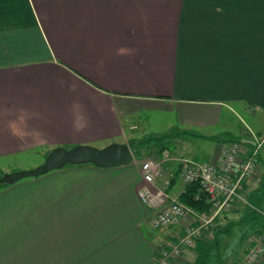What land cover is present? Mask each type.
<instances>
[{
    "label": "crops",
    "instance_id": "crops-1",
    "mask_svg": "<svg viewBox=\"0 0 264 264\" xmlns=\"http://www.w3.org/2000/svg\"><path fill=\"white\" fill-rule=\"evenodd\" d=\"M143 112L151 119L174 113L184 127L177 129L206 136L247 135L248 119L264 114V0H0V161L45 157L56 147L129 144L148 135L135 133ZM234 117L240 131L230 129ZM212 127L218 133L204 134ZM186 138H175L166 151L172 176L180 158L196 159ZM140 160L110 168L65 166L53 177L38 176V197L1 185L0 264H159L160 248L171 242L145 236L151 218L138 194ZM261 161L262 181V153ZM80 166L129 176L130 191L97 194ZM67 175L79 178L78 185L65 188ZM81 181L86 189L79 191ZM182 181L179 176L168 191L171 197L179 199ZM246 208L235 209L209 242L214 245ZM239 226L233 242L231 233L220 236L222 264H252L249 250L255 241L264 246V232ZM196 245L195 255L188 249L175 264H194ZM260 257L256 264H264V253Z\"/></svg>",
    "mask_w": 264,
    "mask_h": 264
},
{
    "label": "rangeland",
    "instance_id": "rangeland-1",
    "mask_svg": "<svg viewBox=\"0 0 264 264\" xmlns=\"http://www.w3.org/2000/svg\"><path fill=\"white\" fill-rule=\"evenodd\" d=\"M152 115L154 116V117L152 116L154 119H151V117L144 116V112H143L142 116L140 118L139 117L135 118V121L140 125L139 130L135 131V133L137 135L141 136V135H145V134H148V135L161 134L163 132H167L171 128H174V129H177V128L183 129L184 128L183 125L181 124V122L178 120L177 115L174 113L162 115V112H156ZM234 119L236 120V123H235L236 126L231 125L230 129L232 131L233 129L237 128V131H240V129L242 128V124L239 125L240 122H239V120H237L236 117H234ZM243 119H245V121L247 122L246 117H244ZM248 120H249V122H247V124L250 127H252L251 128L252 131L255 130L257 137L260 138V140H262V142H263L261 153H262V156L264 157V131L259 132V130L264 129V114H262V116H259V118H255L253 120V123H251L250 119H248ZM213 128H215V127L207 128L206 131L203 130L204 134H206V133L207 134L218 133V127H216L214 130H212ZM251 129L247 128V131L252 136L253 132L250 131ZM256 131H258V132H256ZM246 136H247L246 134L245 135H239V137L243 140H247ZM186 140L190 141L191 142L190 144H192V145H189V148H187V151H189L191 158H196L199 161L211 160L210 156H213V153L215 150V144H216L215 140H206V139L196 138V137L195 138L187 137ZM168 144L170 145V147H174L173 140L170 141ZM197 145H198V147H197ZM68 149H70V148H68ZM155 149H157V146L155 143L141 148L140 153L144 157L141 158L139 164L141 165V163L143 161H146V160H152V159L157 160L158 156H154L155 155V151H154ZM20 157L21 158H19V156H18L16 158H14V159L12 158L8 161H6V160L0 161V177H2L6 173H15L18 171L32 170V169L36 168L37 166L41 165L45 161V158H46V156L45 157L44 156L43 157L42 156L37 157L34 155L33 156H26V157L20 156ZM137 159H139V158H137ZM167 163H168V161L163 165L164 176L157 180L156 185L154 187H152V185H150V184L147 185V187H149V188H158L159 187L160 189L167 192L168 183L172 177L171 174L173 173V172H171V173L169 172L168 168L170 165L168 164V166H167ZM82 165H89V164H82ZM8 166L10 168H12V171L2 173L1 168L2 167H8ZM67 167L70 168V167H75V166L67 165L66 169H68ZM85 167H87V166H85ZM85 167L80 166L79 168H81L82 170L78 169L77 171L82 172L84 170L85 174H82L83 176H86L84 178H86L87 181H89L90 183H92V182L96 183L95 192L97 194L104 193V192L108 194V191H130L129 190V188H130L129 184L131 182V177H129V176L125 177L123 175L121 176L120 173H117L119 175L108 176L106 174V176H105L104 172L107 170H104V172L99 171V170L91 171L88 169L86 170ZM262 168L263 167H262L261 161H260L256 171L254 172V174L251 177L252 180L250 182H248V180L246 181L244 189L242 191H240V196L232 203V205L229 208L222 210V211H219L217 214H214L215 212L211 211L208 213L209 215L205 216V217L189 215V216L183 218L179 223L172 225V226H176L174 231H176L177 228H180V229L182 228V231H180V235L175 236V237L179 236L177 238V242L184 237H189L190 239H193L195 242H193V244L191 243L189 245L183 244L181 247L182 251H181L180 256L173 258L171 260V264H173V263L175 264L176 262H178L184 256V253L188 249H192L193 251H191V253H193V255H195L194 246L196 245V239L202 238L204 235L209 236V234H212V232L214 230H217V228H219V226L222 224V222H224L225 220H230L231 218L235 217L232 214V212L235 211V209H237L239 207L243 208L244 206H246L248 204L250 193L253 191H257L258 189H261ZM141 172H142V170H141ZM61 173H64V172H61ZM86 173H87V175H86ZM111 173H115V172H111ZM58 174H60L59 170H56V171L54 170L53 172H50L49 174H46L45 176L46 177H53V176L58 175ZM42 176H44V175H42ZM103 176H105V177H103ZM142 176H143V174H142ZM33 179L36 180V183H33L34 185L29 183ZM38 179H40V178L39 177H27V178H24V179H22L16 183H14V185L10 184L9 186L4 187V188H9V191H36L34 194H31L30 196H28V193H26V192H23V193H26V195L28 197H38V192H39L37 190V186L39 187L38 182H37ZM78 179L75 180V175L71 176V177L67 175V177H64V179H62L61 184L64 185L65 188L68 185H69V187L70 186L75 187V185L76 186L78 185ZM143 179H144V177H143ZM160 181H163V182L161 185H158ZM59 182H60V180H59ZM179 184H181V182ZM1 185L2 184H0V188L2 187ZM97 185L100 186L99 191H98ZM30 186H35L36 188L34 187L33 190L32 189L31 190L24 189V188H28ZM82 186H83V189L85 190L86 189V183L81 181L79 186H78L79 191H81ZM246 188L248 190H246ZM250 188H252V191H249V190H251ZM15 189H17V190H15ZM180 189H181L180 185H177L175 187V191H178ZM0 191H2V189ZM90 191H92L91 188H90ZM262 192L263 191L260 190L259 193H262ZM91 197L94 198L95 196H91ZM171 199L172 198H170V200ZM154 215H155V212L150 211L149 217L153 218ZM212 215H215V218L212 219ZM172 226H169L166 228H155L151 222H147V228L145 229L144 233H145L146 238L150 239L151 241H153V237H155V238L158 237L159 239H162V241L172 243V241H173L172 238L174 237V231H172L170 229ZM244 228H243V230H245ZM237 230H241V227L239 225L234 226V231L231 233L232 234L231 235V238H232L231 242H233V236L236 235ZM187 235H191V236H187ZM166 242H164L163 246H161V247H164V245L167 244ZM174 243H176V242H174ZM231 244H233V243L228 242L225 249L227 250ZM256 244H258L257 241H255L254 245H256ZM258 246H260L262 248V252L256 259H254V261H253L254 263L251 262L252 264H256V261L258 262L259 259L261 258L260 256L264 253V246L260 242H259ZM161 249L162 248H160V250ZM224 254H225V252L222 251L221 252L222 261L224 259L223 258ZM225 259L229 263L227 257ZM213 262H214V264H218V262L216 260H214ZM223 264H225V263H223Z\"/></svg>",
    "mask_w": 264,
    "mask_h": 264
},
{
    "label": "built area",
    "instance_id": "built-area-1",
    "mask_svg": "<svg viewBox=\"0 0 264 264\" xmlns=\"http://www.w3.org/2000/svg\"><path fill=\"white\" fill-rule=\"evenodd\" d=\"M262 141L250 151H245L242 145L233 141L221 144L216 149V158L211 161H196L189 158H180V176L186 183H199L201 189L208 195L212 210L217 214L219 211L229 208L240 196L246 181L252 177L259 165V153ZM172 159L171 154L164 153V156L157 160H146L141 163V170L144 177V184L138 194L144 206L155 215L151 223L155 228H166L179 223L189 215L208 216V213H199L190 206L181 202L178 198L171 197L167 192L154 187L159 178L164 176L163 165ZM170 198H172L170 200ZM171 201V202H170ZM215 215H212V219ZM191 236V235H187ZM195 242L189 237H184L170 247H165L158 252L160 264H171V260L180 256L182 245H189ZM259 244V243H258ZM258 244L251 247L247 254V262L254 261L262 252Z\"/></svg>",
    "mask_w": 264,
    "mask_h": 264
},
{
    "label": "trees",
    "instance_id": "trees-1",
    "mask_svg": "<svg viewBox=\"0 0 264 264\" xmlns=\"http://www.w3.org/2000/svg\"><path fill=\"white\" fill-rule=\"evenodd\" d=\"M178 137H192V138L196 137L206 140H215L218 143V146L221 144H226V143L228 144L233 141H237L242 145L245 151H250L257 145L258 142L262 141L260 140V138L257 137L255 132H253L252 136L249 133L247 134L246 136L247 140H251L248 145L241 138L232 139V137L229 138L230 136L228 138H223L219 135L206 136L200 133H195L187 130L172 129L165 133L153 134V135L151 134L140 139L133 138L129 141V145L133 151L134 156L140 159L142 158V154L140 153L141 148L155 143L157 146L158 154H160V157H162L164 156V153L166 151L172 149V147H170L168 143ZM261 150L262 147L259 153V157H260L259 163L261 161ZM180 170L181 168L174 176L171 177L168 183L167 191H170L173 188V186L177 183L178 177L180 176ZM261 187L264 188V176L261 181ZM259 192L260 191H253L250 193L249 202L246 205L247 210L244 216L239 221L229 222L225 231L221 230L220 232H218V238L215 239L214 245L212 244V242H209L210 241L209 236L204 235L202 238L196 240V243L198 242V244L196 245L197 258L194 264H212L214 260H216L218 264L219 263L222 264L220 236L223 233L224 234L232 233L234 231V226L244 225V227L246 228L254 229L255 231L257 230V232H264V208H262L264 191L262 193ZM179 200L199 213H209L212 210V204L209 202L208 195L205 191L201 189L199 183L186 184L184 191L179 196ZM200 239L202 240L203 243L199 241ZM214 251L217 252L215 256H214Z\"/></svg>",
    "mask_w": 264,
    "mask_h": 264
},
{
    "label": "water",
    "instance_id": "water-1",
    "mask_svg": "<svg viewBox=\"0 0 264 264\" xmlns=\"http://www.w3.org/2000/svg\"><path fill=\"white\" fill-rule=\"evenodd\" d=\"M134 158L129 144L112 142L104 147L77 145L73 148L56 147L46 156L45 161L32 170L6 173L0 177V184H13L27 177H38L67 165L93 164L110 168L128 165Z\"/></svg>",
    "mask_w": 264,
    "mask_h": 264
}]
</instances>
